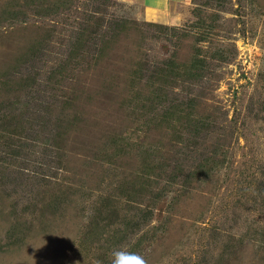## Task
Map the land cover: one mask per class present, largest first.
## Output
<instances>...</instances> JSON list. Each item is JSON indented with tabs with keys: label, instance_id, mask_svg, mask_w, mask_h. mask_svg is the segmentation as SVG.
<instances>
[{
	"label": "rangeland",
	"instance_id": "374dc122",
	"mask_svg": "<svg viewBox=\"0 0 264 264\" xmlns=\"http://www.w3.org/2000/svg\"><path fill=\"white\" fill-rule=\"evenodd\" d=\"M140 1L0 0V264H264V0Z\"/></svg>",
	"mask_w": 264,
	"mask_h": 264
},
{
	"label": "trees",
	"instance_id": "16d2710c",
	"mask_svg": "<svg viewBox=\"0 0 264 264\" xmlns=\"http://www.w3.org/2000/svg\"><path fill=\"white\" fill-rule=\"evenodd\" d=\"M191 61H192V59H191ZM169 66H171V64L170 63H165V68H157V74L159 75V74H163V73H165L166 72V70H164V69H167V68H169ZM191 67H193V69H194V71L195 72H188V73H192V74H197V75H200L201 77L203 76V74H204V71H201V66H202V68H204L203 66H204V61L203 62H201V61H197V62H193L192 61V65H190ZM194 66H199L200 68L199 69H196ZM155 72V71H154ZM198 108H201V106L200 105H198ZM202 109V108H201ZM178 120H179V118H178ZM168 121H169V118H167V117H165V119H163L162 121H161V123H166V127L164 128V130L166 129V131H164V130H162V134L164 135L166 132L168 133L169 132V130H170V136L168 137V139H167V145H169L170 147H173V143L174 144H176V143H178L179 142V138L180 137H176L177 135H179L181 132H184V134L185 133H187V134H189L190 133V135L192 136V130H191V132H189L190 131V128H182V127H180V128H177V127H175L174 125H170L169 126V123H168ZM197 125H201V126H197ZM175 127V128H174ZM173 128V129H172ZM193 130H196V128H203V131H204V124L203 123H201V122H197V121H194V126H193ZM177 139V140H176ZM165 146L163 145V148H164ZM133 186V185H132ZM150 192L151 191H148V189H144V192L142 193V194H139V196L137 197V198H139L137 201H135L134 199H132L133 198V196H136V195H133L134 193H132L130 196H129V200L130 199H132V200H134V202H133V204L134 205H138L137 207H131V209H129V210H131L130 211V213H131V218H133L134 219V217H136V215H138L137 213H141L142 211H144L143 213V215H141L142 217L140 218V219H138L137 217H136V222L133 224V226L132 227H128L127 225L124 227V231H123V233H125V230L128 232V233H133V232H135L140 226L139 225H141V226H145L146 225V222L148 221V219L150 218L149 216H150V212L148 211V210H142V208L141 207H139L141 204H142V201H143V199L145 198V197H149L150 196ZM131 201V200H130ZM133 209V210H132ZM148 215V216H147ZM111 219H108V221L107 222H104L103 224H99L98 225V223L96 224V230H98V234H97V238H99L100 236H101V231L103 230V229H107V231H110V232H112V233H114V232H116L115 230H116V227L117 226H119L120 224L122 225V223H121V217H119L120 215H119V213H117V210L116 209H114L113 208V210H112V212H111ZM147 216V217H146ZM119 217V218H118ZM116 220H119V221H117L116 222ZM139 226V227H138Z\"/></svg>",
	"mask_w": 264,
	"mask_h": 264
},
{
	"label": "crops",
	"instance_id": "0c3cea01",
	"mask_svg": "<svg viewBox=\"0 0 264 264\" xmlns=\"http://www.w3.org/2000/svg\"><path fill=\"white\" fill-rule=\"evenodd\" d=\"M193 0H141L140 8L143 17L147 21L157 22L158 20L168 24L169 22H179V14L172 12L174 6L182 7Z\"/></svg>",
	"mask_w": 264,
	"mask_h": 264
},
{
	"label": "clouds",
	"instance_id": "9594fccd",
	"mask_svg": "<svg viewBox=\"0 0 264 264\" xmlns=\"http://www.w3.org/2000/svg\"><path fill=\"white\" fill-rule=\"evenodd\" d=\"M111 264H145V262L142 257L121 248L113 250L111 254Z\"/></svg>",
	"mask_w": 264,
	"mask_h": 264
}]
</instances>
